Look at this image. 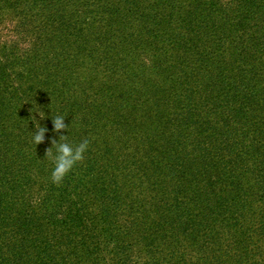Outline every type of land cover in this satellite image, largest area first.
<instances>
[{"label":"trees","instance_id":"trees-1","mask_svg":"<svg viewBox=\"0 0 264 264\" xmlns=\"http://www.w3.org/2000/svg\"><path fill=\"white\" fill-rule=\"evenodd\" d=\"M0 264H264V0H0Z\"/></svg>","mask_w":264,"mask_h":264},{"label":"clouds","instance_id":"clouds-1","mask_svg":"<svg viewBox=\"0 0 264 264\" xmlns=\"http://www.w3.org/2000/svg\"><path fill=\"white\" fill-rule=\"evenodd\" d=\"M35 114L39 116V120L36 119V116H32V123L34 125L35 131L32 133V142L37 146L41 144L44 140L45 127L40 123L41 120L49 118L46 116L44 111H36ZM50 119L53 123L54 132H61L64 130L67 132L68 125L64 123L65 117L63 115H57ZM67 135H60L57 139L51 141V146L46 150L45 155H51V150L55 149V155L52 156L54 161V167L51 171V180L54 184H60L65 176L72 171L74 166L83 160L84 153L88 149L89 142L87 140L82 141L81 143L73 146L70 143L61 142L66 139Z\"/></svg>","mask_w":264,"mask_h":264},{"label":"rangeland","instance_id":"rangeland-1","mask_svg":"<svg viewBox=\"0 0 264 264\" xmlns=\"http://www.w3.org/2000/svg\"><path fill=\"white\" fill-rule=\"evenodd\" d=\"M7 25V24H6ZM7 26H9L10 28H11V30L10 29H7V28H5V25L2 27L3 28V36L5 37V41L3 40L2 42L3 43H13V42H17V40H16V35H18V33H17V31H15V28H14V25L12 24V25H7ZM18 43V42H17ZM32 43H33V39H31V44L29 45V41L27 42V43H24L23 45H22V48H26L27 46H29V48L30 47H32L33 45H32ZM8 45V47H7V49L5 50L6 52H8V53H11L12 52V48H14L12 45H9V44H7ZM32 54H30V56H31ZM79 68V67H78ZM74 69V70H72V72H75L76 74H77V77L78 78H80V79H84V71L82 72V74H80L79 73V71H81V69ZM131 68L133 69V68H135V65L134 64H131ZM153 77L155 78V79H157V76H155V75H153Z\"/></svg>","mask_w":264,"mask_h":264}]
</instances>
